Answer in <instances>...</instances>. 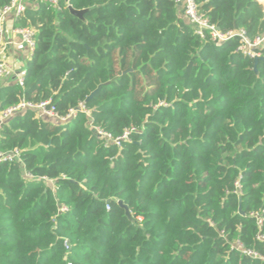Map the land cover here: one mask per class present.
<instances>
[{
  "label": "trees",
  "instance_id": "obj_1",
  "mask_svg": "<svg viewBox=\"0 0 264 264\" xmlns=\"http://www.w3.org/2000/svg\"><path fill=\"white\" fill-rule=\"evenodd\" d=\"M196 2L223 34L264 35V0ZM70 3L84 19L45 3L16 19L35 47L0 111L91 115L4 125L0 150L22 163L0 164V264H264L236 246L264 254V60L196 35L177 0Z\"/></svg>",
  "mask_w": 264,
  "mask_h": 264
},
{
  "label": "built area",
  "instance_id": "obj_2",
  "mask_svg": "<svg viewBox=\"0 0 264 264\" xmlns=\"http://www.w3.org/2000/svg\"><path fill=\"white\" fill-rule=\"evenodd\" d=\"M71 0H12L10 5L4 7L0 10V78L4 79H15L16 83L20 86L24 84V75H17L16 71L6 62V18L10 14H14L17 19L21 16L27 8L32 5L36 6L38 3H45L59 10L62 6L67 9L72 8ZM260 1V0H259ZM178 4L182 5V11L185 18L194 28L195 34L204 38L208 33L212 41L216 43L228 42L234 38H240V47L238 51L243 55L248 56L252 59H257L262 56L261 49L264 47V35L257 37L254 40H250L244 31H232L227 34H223L218 27L212 25L208 19L200 13L199 6L196 0H177ZM15 33L19 35L22 42L33 52L35 47V37L36 31L30 28H18L15 29ZM32 110L36 112V116L39 119L48 120L54 123L65 124L74 119L78 112L85 113L87 116L91 115V112L85 107V105L80 104L79 108L73 109L66 117H61L54 106H50V102L46 101L40 104H32L26 101H22L16 106L10 107L3 111H0V138L1 131L4 125L12 118L22 114L25 111ZM92 131L97 135L98 139L103 141L105 145H116L121 147L123 142L129 141V136L131 131L124 133L121 137L114 138L111 134L104 131L98 126L91 125ZM134 131V130H132ZM21 162V151L15 149L13 151L3 152L0 150V164L3 163H13ZM25 177L32 179L33 176L24 172ZM42 180L47 183L53 191L56 190V182L48 178H42ZM67 211V208L61 206V213ZM258 217V224L262 226L263 221ZM258 240L264 243V234L258 236ZM68 242H65V247L68 249ZM237 248L241 250L244 254L259 259L264 262V254L254 253L252 251L245 250L240 243H237Z\"/></svg>",
  "mask_w": 264,
  "mask_h": 264
},
{
  "label": "crops",
  "instance_id": "obj_3",
  "mask_svg": "<svg viewBox=\"0 0 264 264\" xmlns=\"http://www.w3.org/2000/svg\"><path fill=\"white\" fill-rule=\"evenodd\" d=\"M15 21L14 14H10L6 18V62L16 71L17 75L21 76L25 74L26 63L32 56V51L22 42L19 35L15 33ZM12 82H16L15 79L0 78V89L9 85Z\"/></svg>",
  "mask_w": 264,
  "mask_h": 264
},
{
  "label": "water",
  "instance_id": "obj_4",
  "mask_svg": "<svg viewBox=\"0 0 264 264\" xmlns=\"http://www.w3.org/2000/svg\"><path fill=\"white\" fill-rule=\"evenodd\" d=\"M259 2H260V1H259ZM179 7L182 8V5L179 4ZM70 12H71L72 15H74V16H76V17H78V18H80V19L82 20V19H84V16L87 14L88 10L77 11V10H75V9H73V8H70ZM259 60H264V57H260V58L255 59L256 62H258ZM100 89H101V87H99V89H98L96 92H94V93L91 95L90 98H92V97H93V96H94V95H95ZM120 204L123 206L122 203H120ZM127 213H128V215H130V213H129L128 210H127ZM242 213H243V212H242Z\"/></svg>",
  "mask_w": 264,
  "mask_h": 264
},
{
  "label": "rangeland",
  "instance_id": "obj_5",
  "mask_svg": "<svg viewBox=\"0 0 264 264\" xmlns=\"http://www.w3.org/2000/svg\"><path fill=\"white\" fill-rule=\"evenodd\" d=\"M261 3V5L264 7V3L263 2H260Z\"/></svg>",
  "mask_w": 264,
  "mask_h": 264
}]
</instances>
